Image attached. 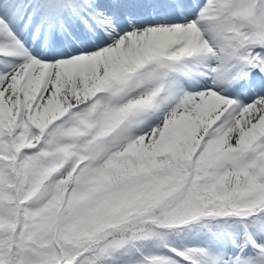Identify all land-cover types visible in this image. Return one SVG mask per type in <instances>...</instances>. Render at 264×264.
Listing matches in <instances>:
<instances>
[{
	"label": "snow or ice",
	"instance_id": "obj_1",
	"mask_svg": "<svg viewBox=\"0 0 264 264\" xmlns=\"http://www.w3.org/2000/svg\"><path fill=\"white\" fill-rule=\"evenodd\" d=\"M0 264H264V0H0Z\"/></svg>",
	"mask_w": 264,
	"mask_h": 264
}]
</instances>
